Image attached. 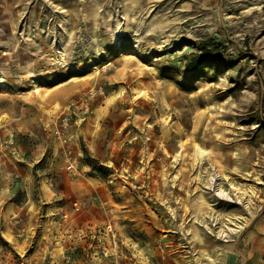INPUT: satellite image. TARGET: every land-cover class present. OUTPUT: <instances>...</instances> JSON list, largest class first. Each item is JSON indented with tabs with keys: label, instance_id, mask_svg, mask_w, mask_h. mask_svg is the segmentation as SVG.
<instances>
[{
	"label": "rangeland",
	"instance_id": "1",
	"mask_svg": "<svg viewBox=\"0 0 264 264\" xmlns=\"http://www.w3.org/2000/svg\"><path fill=\"white\" fill-rule=\"evenodd\" d=\"M229 262L264 264V0H0V264Z\"/></svg>",
	"mask_w": 264,
	"mask_h": 264
},
{
	"label": "bare ground",
	"instance_id": "2",
	"mask_svg": "<svg viewBox=\"0 0 264 264\" xmlns=\"http://www.w3.org/2000/svg\"><path fill=\"white\" fill-rule=\"evenodd\" d=\"M117 31L118 32H120L119 31V29H117ZM57 58H58V61L60 62V63H62V64H64L65 65V63H67V59H66V53L65 52H59L58 53V55H57ZM216 174L215 173H213V175L212 176H210V178H209V181H210V184H209V188L211 189V188H213V190H215V187H216V182H217V179H216V176H215ZM219 187L216 189V192H215V194H216V196H218V197H220V198H223V199H225V200H232V196L228 193V192H226L225 191V189H223V187L221 186V185H218ZM249 199H252L253 198V196H254V190H251L250 192H249ZM204 201V200H203ZM200 202V201H199ZM168 202H166L165 203V205L167 204ZM167 206V208L173 213V214H175V210H173V209H170V206H169V204L168 205H166ZM200 208V207H199ZM184 229V228H183ZM230 232H232V233H237V232H240L241 230H242V227H240V230H237L236 228H229L228 229ZM220 234L223 236V235H228V233L226 232V230H224V229H220ZM228 248H233V247H230V246H228ZM230 262H231V260H230ZM230 262H229V264H230Z\"/></svg>",
	"mask_w": 264,
	"mask_h": 264
},
{
	"label": "built area",
	"instance_id": "3",
	"mask_svg": "<svg viewBox=\"0 0 264 264\" xmlns=\"http://www.w3.org/2000/svg\"><path fill=\"white\" fill-rule=\"evenodd\" d=\"M53 131L54 134L61 140L63 141H67L69 139V136L66 135V131L65 129L68 128L69 126V118L68 117H63V118H58L56 120H54L53 122ZM77 166H78V162H77V158H73V157H69L68 161H67V165H66V169L70 172V173H76L77 170ZM77 205V204H75ZM75 209H79V207L76 206ZM67 217V214L65 215Z\"/></svg>",
	"mask_w": 264,
	"mask_h": 264
},
{
	"label": "trees",
	"instance_id": "4",
	"mask_svg": "<svg viewBox=\"0 0 264 264\" xmlns=\"http://www.w3.org/2000/svg\"><path fill=\"white\" fill-rule=\"evenodd\" d=\"M215 57V53L211 50L196 54L188 68L192 69L195 65L216 64L217 60Z\"/></svg>",
	"mask_w": 264,
	"mask_h": 264
},
{
	"label": "crops",
	"instance_id": "5",
	"mask_svg": "<svg viewBox=\"0 0 264 264\" xmlns=\"http://www.w3.org/2000/svg\"><path fill=\"white\" fill-rule=\"evenodd\" d=\"M67 133H68V131H67Z\"/></svg>",
	"mask_w": 264,
	"mask_h": 264
}]
</instances>
